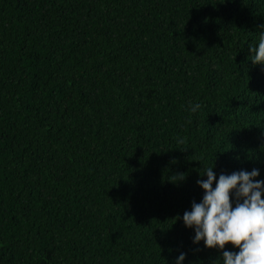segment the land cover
Wrapping results in <instances>:
<instances>
[{
    "label": "trees",
    "instance_id": "16d2710c",
    "mask_svg": "<svg viewBox=\"0 0 264 264\" xmlns=\"http://www.w3.org/2000/svg\"><path fill=\"white\" fill-rule=\"evenodd\" d=\"M261 32L264 0H0V264H223L183 215L207 167L264 180Z\"/></svg>",
    "mask_w": 264,
    "mask_h": 264
},
{
    "label": "clouds",
    "instance_id": "9594fccd",
    "mask_svg": "<svg viewBox=\"0 0 264 264\" xmlns=\"http://www.w3.org/2000/svg\"><path fill=\"white\" fill-rule=\"evenodd\" d=\"M251 52L253 63L264 64V32ZM200 107L198 103H190L189 110L195 113ZM186 142L187 137L177 138L178 144ZM205 175L207 179L197 180L204 190L202 201H193L191 211L183 215L185 226L195 231L193 242L218 247L222 250L223 264H264V180L255 179L259 170L221 174L217 181L213 167H207L201 173ZM178 176L184 179L183 174ZM228 244L239 251H224ZM185 258L186 254L181 253L176 264H183Z\"/></svg>",
    "mask_w": 264,
    "mask_h": 264
}]
</instances>
